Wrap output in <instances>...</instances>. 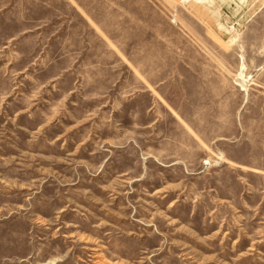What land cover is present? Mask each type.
<instances>
[{
	"label": "rangeland",
	"instance_id": "374dc122",
	"mask_svg": "<svg viewBox=\"0 0 264 264\" xmlns=\"http://www.w3.org/2000/svg\"><path fill=\"white\" fill-rule=\"evenodd\" d=\"M0 264H264V0H0Z\"/></svg>",
	"mask_w": 264,
	"mask_h": 264
},
{
	"label": "bare ground",
	"instance_id": "6f19581e",
	"mask_svg": "<svg viewBox=\"0 0 264 264\" xmlns=\"http://www.w3.org/2000/svg\"><path fill=\"white\" fill-rule=\"evenodd\" d=\"M207 164V163H206Z\"/></svg>",
	"mask_w": 264,
	"mask_h": 264
}]
</instances>
